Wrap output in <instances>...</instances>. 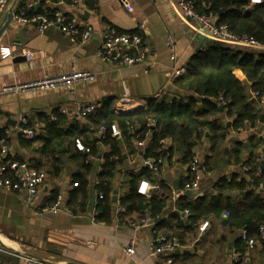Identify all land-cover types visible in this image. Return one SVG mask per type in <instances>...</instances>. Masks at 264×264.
Returning a JSON list of instances; mask_svg holds the SVG:
<instances>
[{
	"label": "crops",
	"instance_id": "obj_1",
	"mask_svg": "<svg viewBox=\"0 0 264 264\" xmlns=\"http://www.w3.org/2000/svg\"><path fill=\"white\" fill-rule=\"evenodd\" d=\"M39 1L28 0L33 5H38ZM76 1L78 3L72 6L73 2L44 0V7L64 11L79 25L89 21L92 24V37L87 41L72 39L54 27L40 31L32 21L21 24L12 21L0 38V46L13 48L19 44L22 49L13 57L0 58V133L9 131L11 158L27 161L29 165L32 163L29 161H38L41 163L39 170L45 173L33 201H28L21 192H7L0 188V236L8 242L6 244L0 239V247L8 250L0 254L4 256L0 264H15L13 256L17 253L26 256L19 257L17 264H24L26 258L52 264H168L166 254L150 255L148 249L157 234H171V227L176 223L174 209L177 208L178 195L181 193L177 185L186 176L188 164L182 162L180 147L174 140H166L165 147L176 146V151L169 161L163 162L158 174L167 185L165 208L158 221L134 229L132 222L139 219L135 211H126L121 215L122 210L119 214L112 212L109 222L95 218L97 197L92 178L100 169V160L90 162L84 209L80 211L77 206V212L71 213L65 200L74 188L73 178L84 172L85 164L80 157L74 158L73 138H68L69 152L60 155L61 170L55 174L50 158L42 153V142L39 139H24L14 130V126L23 116L28 119L30 127L44 132L43 115H48L49 121L60 119V127L65 134L74 133V136L82 139L84 129H92L93 124L87 117L90 114L85 117L76 114L78 108L90 102L96 103L98 108L106 98H114L115 104L123 93L140 104L125 108L130 110L144 108L149 97L171 101L174 95L169 88L174 79L186 73L188 63L195 64L205 57L203 52L210 43H203L206 38L194 21L177 12L176 0H129L131 11H127L119 0H96L93 8H88L81 0ZM256 2L261 0H251L248 7ZM6 14L2 16L0 26ZM141 23L144 24L143 28L139 26ZM107 30L128 35L140 34L141 46L146 53L145 63L122 67L99 59L96 53L102 44V34ZM167 35H171L175 41L174 59L169 55ZM227 45L257 50L244 45ZM26 52L31 53L30 58H27ZM17 56L25 59L14 61ZM72 67L96 73V80L78 84L72 92L63 88L48 93L12 88L55 76ZM254 93L251 92L249 97L253 99V103L250 102L253 104L252 112L255 109L257 113L254 124L244 120L236 128L234 122L239 110L236 115L227 116L223 105L218 113L211 116L210 119L216 118L229 128L221 146V161L202 177L199 191L212 190L221 177L229 178L232 174L244 178L251 185L250 175L242 167L251 156L264 169V102L256 100ZM116 139L125 152L111 181L112 196L116 194V200L112 201L119 203L128 189L130 175L138 173L143 165L138 155L126 154L129 146L136 148V141L127 142L122 136ZM207 147L208 141L204 137L194 147V153L202 158L207 153ZM236 150L239 151L238 159L234 157ZM61 151H65V148ZM248 189L264 199V183H255ZM153 193L151 191L145 197ZM59 194L64 197V208L56 214L42 212L41 208L51 204ZM241 197L242 192L239 190H230L225 192L223 202L237 203ZM225 217L204 220L208 221V226L202 232L199 226L204 221L199 220L193 227L197 236H185L170 264H264V240L255 239L253 247H249L242 241L243 230L229 229ZM131 240H134L133 253L127 254L125 248Z\"/></svg>",
	"mask_w": 264,
	"mask_h": 264
},
{
	"label": "trees",
	"instance_id": "obj_2",
	"mask_svg": "<svg viewBox=\"0 0 264 264\" xmlns=\"http://www.w3.org/2000/svg\"><path fill=\"white\" fill-rule=\"evenodd\" d=\"M57 1V0H51ZM72 3L74 0H63ZM88 8L95 6L96 0H81ZM251 0H195V9L201 13H212L217 23L226 24L228 29L238 35L245 34L260 44H264V0L250 5ZM44 0L38 2L35 9L28 0H18L14 8V14L23 12L26 18L45 14L51 16L55 10L44 7ZM203 56L195 64L188 63L187 71L184 75L176 77L169 88L174 95L171 101L157 100L155 97L146 99L144 108L127 114H116L112 107L114 98H106L98 108H96L88 119L93 128L84 129L81 141L90 146L91 152L84 154L75 148L74 158H81L84 164V172L75 175L73 178L74 188L68 193L65 205L71 213L84 208L87 174L91 169L89 156L102 158V164L98 177L100 183L95 189L102 192L103 198L96 203V220L109 222L114 210L115 203L112 201V179L117 171L118 164L123 160L125 152L116 138L106 135L105 138L97 139L94 136L95 128L100 124L109 125L115 122L121 130V136L125 141H137L144 138V134L150 131V138L143 157H151L155 160L162 158L169 161L176 151V146H170L165 154L160 141L162 139L174 140L180 147L181 160L189 164L191 158L196 155L194 147L206 137L208 141L207 153L201 158V163L208 174L216 168L220 161L223 149L221 148L225 140L228 126L211 116L220 111V106L225 107L227 116L236 115L234 126L238 128L244 120L251 124L255 123L256 115L249 95L256 92V100L264 98V49L247 50L244 47H231L228 45L210 44L203 52ZM244 78V80H242ZM251 102V103H250ZM45 121L44 132H38L32 140L39 139L42 142V153L46 158H50V165L54 173L61 170L60 155L69 152L68 138L77 137L74 133H64L59 118L49 121L48 115H43ZM149 120H154V126H148ZM87 131V133H86ZM86 133V135H85ZM80 138V137H79ZM30 140V141H32ZM100 143L107 147L106 152L101 153ZM74 147V146H73ZM65 148V151H61ZM240 149V148H239ZM238 149V150H239ZM234 153L235 159L239 158V151ZM127 155L138 154V150L132 146L128 147ZM253 156L242 164L250 175L251 185L264 183V169L260 163L253 160ZM35 169L41 168V163L29 161ZM257 168L260 172L257 174ZM158 173L151 172L147 167L142 166L136 174L130 175L128 189L120 199L122 213L135 211L139 218L145 213L158 219L165 208V191L167 185L158 177ZM148 179L150 182L158 181L159 188L149 197H145L136 191L137 181ZM187 167V174L177 185L181 190L184 183L191 181ZM248 181L239 178L237 174H232L229 178L221 177L210 191L204 192L202 196L195 199L186 197L178 198L177 211H175L176 223L171 234L161 233L169 239H177L180 244L184 242L185 236L191 238L197 236L194 225L199 220L204 221L209 218H220L225 215V224L229 229H242L246 239H259V228L264 225V199L255 195L252 189H248ZM137 184V185H136ZM230 190H239L242 197L237 203H224V194ZM187 214L182 213L183 210ZM242 241H245L242 238Z\"/></svg>",
	"mask_w": 264,
	"mask_h": 264
},
{
	"label": "built area",
	"instance_id": "obj_3",
	"mask_svg": "<svg viewBox=\"0 0 264 264\" xmlns=\"http://www.w3.org/2000/svg\"><path fill=\"white\" fill-rule=\"evenodd\" d=\"M12 0H0V20L2 16L7 13V9ZM121 5L127 10H132V5L129 0H119ZM76 0L73 1V5L77 4ZM259 3V2H256ZM176 9L179 14L183 17H187L194 21L202 33V35L208 40H216L226 44L233 45H244L248 47H254L256 49H264V44H260L254 39L246 36L245 34L238 35L232 33L226 24L217 23L215 16L212 13H199L195 9V0H176ZM13 21L21 24L26 21H32L36 23L38 30L44 31L49 27H54L69 36L72 39L79 41H87L92 37V24L89 21H85L82 25L74 22L64 11L55 9L51 16L45 14H39L32 16L31 18H26L23 15V12L14 14ZM140 28L144 27V24L139 25ZM166 44L169 51V55L172 59L176 57V46L175 41L171 35H167ZM142 45V36L140 34H123L117 33L114 30H107L102 34V44L98 47L97 57L102 61L116 64L118 66H140L146 61V53ZM22 51L21 47L18 45L13 48L9 46H0V58L6 59L13 57L16 53ZM25 55L27 58L31 57V53L26 52ZM96 80V73L84 69H77L72 67L71 69L59 73L51 77H43L37 80L29 81L19 86L12 88L24 90V89H34L40 93H48L59 88H63L72 92L74 87L81 83H91ZM10 89V88H9ZM255 97H258V94L254 93ZM261 100L264 102V98ZM133 101L127 93H123L122 96L116 101L113 105V111L116 113L119 110H124V106L131 104ZM96 103L90 102L83 107L77 109L76 114L79 117H85L88 114L92 113L96 109ZM53 120V119H51ZM148 126H154V120H149L147 123ZM14 130L21 135L24 139L32 140L36 137L38 131L28 125V119L25 117H20L18 123L14 126ZM8 134L9 131L5 130L0 133V188L7 192H21L25 195L28 201H33L38 194L39 187L42 185L45 173L40 170L32 168L27 161L16 160L9 156V146H8ZM106 135H109L112 138L121 137V130L118 125L113 122L109 125L100 124L96 127L94 131V136L97 139L105 138ZM150 131H147L144 134V138L137 140L135 142L136 148L138 150V156L141 158L142 165L147 167L151 172L158 173L159 165L162 166L163 160L159 158L155 160L151 157H143L145 149L147 147L148 140L150 138ZM166 140L162 139L160 143L166 152L170 147H165ZM74 148L84 154H89L91 148L88 145H85L81 138L76 137L73 140ZM100 151L103 154L106 152L107 147L102 145L99 140ZM91 161L100 160V156L93 157L89 156ZM101 168V165H99ZM188 169L190 175L192 176L191 181L184 183L183 188L192 189L198 188L203 176L207 173L202 166L201 158L198 155H194L191 158L190 163L188 164ZM244 170H248L249 167H244ZM100 171V169H99ZM98 171V172H99ZM98 172L95 173L92 178V184L95 188L97 184L100 183V178L98 177ZM260 169L257 168L256 173L258 174ZM76 185V184H74ZM159 188V183L153 184L148 179H141L138 182L136 187L137 193L148 196L151 191H155ZM96 197L98 199L103 198L102 192L94 189ZM204 194V191H198L194 196L187 198L192 199L195 196L199 197ZM117 203V204H116ZM115 203L113 210L114 214H119L122 210L118 202ZM64 208V197L59 194L56 195V199L49 205L41 208L42 212H49L52 214L58 213L61 209ZM174 211H177L175 208ZM184 214H187L186 209L183 210ZM227 215V212H225ZM158 219L152 217L148 212L144 214L143 217H140L138 220L132 222V227L138 229L142 226L155 223ZM208 226V221H204L199 226V231L202 232ZM242 238L249 245L253 247L256 240L254 238L246 239L244 232H242ZM259 239L264 240V225L259 228ZM133 244L134 240H131L129 245L125 248L127 254L133 253ZM180 242L177 239H169L163 234H157L151 241L149 246V254H166V262L168 264L172 263V256L180 249ZM8 250L0 247V254L3 252L7 253ZM24 264H52L47 261H41L34 258H26Z\"/></svg>",
	"mask_w": 264,
	"mask_h": 264
},
{
	"label": "water",
	"instance_id": "obj_4",
	"mask_svg": "<svg viewBox=\"0 0 264 264\" xmlns=\"http://www.w3.org/2000/svg\"><path fill=\"white\" fill-rule=\"evenodd\" d=\"M17 3V0H13L8 9H7V14H6V18L4 20V22L1 24L0 26V38L1 36L3 35V33L5 32V30L8 28V26L11 24V22L13 21V17H14V8H15V5ZM33 7L36 9L38 7L37 4H34ZM203 43L204 44H215V45H227L226 43H222L220 41H216V40H208V39H204L203 40ZM25 59V57L23 56H17L15 57L14 61H23ZM249 97H251V94L249 95ZM253 101V99H251ZM141 108H135L133 110H130V109H124V110H119L116 112V114H127V113H131V112H134V111H139L141 110ZM262 118V116H261ZM163 154H165V152H163ZM199 191L198 188H192V189H185L184 191H182V193H180L178 196L181 197H186V198H190L192 196H194L195 194H197ZM112 200L115 201L116 200V194L113 193V196H112ZM14 253V252H13ZM25 255H22V254H16L13 256V260H14V263L17 264L18 260H19V257H23ZM26 257V256H25ZM4 259V256H0V262Z\"/></svg>",
	"mask_w": 264,
	"mask_h": 264
},
{
	"label": "bare ground",
	"instance_id": "obj_5",
	"mask_svg": "<svg viewBox=\"0 0 264 264\" xmlns=\"http://www.w3.org/2000/svg\"><path fill=\"white\" fill-rule=\"evenodd\" d=\"M140 104H139V102L138 101H134V102H132L131 104H128L127 106H124V109L125 108H134V107H137V106H139ZM0 239H1V241L2 242H4V243H8L4 238H2L1 236H0Z\"/></svg>",
	"mask_w": 264,
	"mask_h": 264
}]
</instances>
